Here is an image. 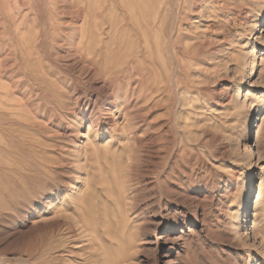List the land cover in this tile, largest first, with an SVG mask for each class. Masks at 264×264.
<instances>
[{"label": "rangeland", "instance_id": "374dc122", "mask_svg": "<svg viewBox=\"0 0 264 264\" xmlns=\"http://www.w3.org/2000/svg\"><path fill=\"white\" fill-rule=\"evenodd\" d=\"M2 114L0 264H264V0H0Z\"/></svg>", "mask_w": 264, "mask_h": 264}, {"label": "bare ground", "instance_id": "6f19581e", "mask_svg": "<svg viewBox=\"0 0 264 264\" xmlns=\"http://www.w3.org/2000/svg\"><path fill=\"white\" fill-rule=\"evenodd\" d=\"M6 97H7V96H6ZM1 111H2V110H1ZM0 118H1V121H2V120H5V119H4V115H3V114H2V117H0ZM6 122H7V121H6ZM6 122H5L3 125H5V124H6Z\"/></svg>", "mask_w": 264, "mask_h": 264}]
</instances>
